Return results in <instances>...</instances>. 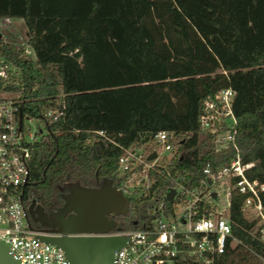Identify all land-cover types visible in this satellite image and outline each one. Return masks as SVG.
<instances>
[{
	"label": "trees",
	"instance_id": "trees-1",
	"mask_svg": "<svg viewBox=\"0 0 264 264\" xmlns=\"http://www.w3.org/2000/svg\"><path fill=\"white\" fill-rule=\"evenodd\" d=\"M2 18L21 20L33 58L3 33L0 57L13 83L0 79V92L16 93L23 116L41 118L59 95L63 102L62 117L44 120L46 133L30 148L23 193L43 210L61 206L63 186L113 179L122 148L157 131L172 132L177 149L152 189L162 193L178 174L197 185L204 162L235 154L200 149L208 144L197 125L202 101L226 87L245 174L264 183V0H0ZM243 197L233 193L228 209L241 245L213 264H264ZM259 198L264 206V190ZM150 203L130 200L109 231L143 227Z\"/></svg>",
	"mask_w": 264,
	"mask_h": 264
},
{
	"label": "built area",
	"instance_id": "built-area-1",
	"mask_svg": "<svg viewBox=\"0 0 264 264\" xmlns=\"http://www.w3.org/2000/svg\"><path fill=\"white\" fill-rule=\"evenodd\" d=\"M8 23L9 18L0 19L2 26ZM0 79L3 85L13 83L4 60H0ZM56 98V104L43 109L42 117L36 118L21 115L15 98L0 95V242L20 264H69L57 246L42 239L54 234L32 226L38 220L22 198L29 176L30 148L43 135L24 127L23 120L35 119L42 124L44 120H58L63 115V102L60 95ZM233 98L234 91L226 87L202 101L197 118L201 136L213 150L231 146L235 154L226 163L204 162L202 177L193 187L185 185V176L178 174L162 193L152 189L155 176L167 172L176 155L172 132L157 131L122 148L112 185L128 202L148 196L150 218L141 228L105 233L124 239L114 251L113 264H213L217 256L241 245L231 233L228 214L233 193L244 195L241 211L247 220L254 221L256 237L264 246V206L259 198L264 183L245 174L250 163H242L234 143ZM97 133L102 135V131ZM149 143L153 148L148 149ZM151 153L154 157L148 158ZM170 189L174 192L166 200ZM258 258L264 263V257Z\"/></svg>",
	"mask_w": 264,
	"mask_h": 264
},
{
	"label": "water",
	"instance_id": "water-1",
	"mask_svg": "<svg viewBox=\"0 0 264 264\" xmlns=\"http://www.w3.org/2000/svg\"><path fill=\"white\" fill-rule=\"evenodd\" d=\"M154 157L151 153L148 158ZM174 190L166 193L170 200ZM72 211L67 216L57 217L46 231L52 236L42 237L57 246L69 264H113L114 251L123 243L118 236L105 235L113 221L110 214L127 211L128 200L114 188L110 178H103L99 188L71 185V191L63 196ZM0 264H20L0 242Z\"/></svg>",
	"mask_w": 264,
	"mask_h": 264
},
{
	"label": "rangeland",
	"instance_id": "rangeland-1",
	"mask_svg": "<svg viewBox=\"0 0 264 264\" xmlns=\"http://www.w3.org/2000/svg\"><path fill=\"white\" fill-rule=\"evenodd\" d=\"M24 26L22 25V22L20 19H9V23L5 24V26H2L0 24V41L3 40L4 38H6L8 35V37H10L11 39H17L19 40V42L23 45L24 47V52L27 56L33 58L32 52L30 51L29 47L27 45H25V38H24ZM3 33H5L3 35ZM0 60L1 57H0ZM1 96L4 97H8V98H14L16 96L15 92H1L0 93ZM23 125L24 127H27L28 129H30V131H34L36 134H44L45 133V128H44V124L40 123L39 121L32 119L31 121L27 122L26 120H23ZM38 129L41 130V133L38 132ZM209 145H200V149H204L205 147H208ZM149 148H153V144L149 143L148 144V149ZM60 193H66L71 191V185L69 186H63L59 189ZM64 214H69L70 213V208L67 205V203L64 201L63 205L59 208ZM48 219L50 220H54V216L51 215H47ZM67 216V215H66ZM110 228H107V231H109Z\"/></svg>",
	"mask_w": 264,
	"mask_h": 264
},
{
	"label": "flooded vegetation",
	"instance_id": "flooded-vegetation-1",
	"mask_svg": "<svg viewBox=\"0 0 264 264\" xmlns=\"http://www.w3.org/2000/svg\"><path fill=\"white\" fill-rule=\"evenodd\" d=\"M65 194H67V192L66 193H62L61 195V198H62V204H61V206L63 205V203H64V199H63V196L65 195ZM22 198H23V200L24 201H26L31 207H30V212H31V214H32V217L33 218H36L38 221H35V222H33L32 223V226L33 227H37V228H41V229H49L50 227H51V224L53 223V222H55V219L57 218V217H62V216H66V215H68V214H64L59 208L61 207V206H59L58 208H56L55 210H53V211H51V212H48V211H45V210H43L42 209V207L39 205V204H37L35 201H34V199L33 198H25V196H24V193L22 194ZM68 206H70V204H67ZM72 213V211H70V213L69 214H71ZM53 215L54 216V220H50V219H48V218H46V217H48L47 215ZM113 215L112 214H110L109 216H108V218H111Z\"/></svg>",
	"mask_w": 264,
	"mask_h": 264
}]
</instances>
